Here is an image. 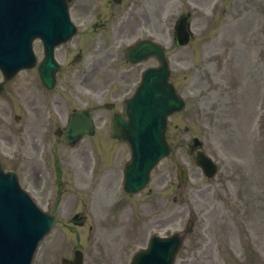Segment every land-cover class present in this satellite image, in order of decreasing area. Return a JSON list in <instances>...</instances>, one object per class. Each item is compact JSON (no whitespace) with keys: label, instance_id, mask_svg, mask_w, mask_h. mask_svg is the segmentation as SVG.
I'll use <instances>...</instances> for the list:
<instances>
[{"label":"rangeland","instance_id":"obj_1","mask_svg":"<svg viewBox=\"0 0 264 264\" xmlns=\"http://www.w3.org/2000/svg\"><path fill=\"white\" fill-rule=\"evenodd\" d=\"M195 1L206 7L218 2V0ZM231 5L232 2L227 4V10L230 14L232 10H236L237 26L224 30L223 35L231 46L234 35L233 48H236L237 56L231 54L224 66L208 65L207 69L204 67L206 54L212 48V45L208 44L209 39L212 40L221 34L216 30H209L208 38L194 39L189 47L179 49L173 47L170 27L173 26L178 13L185 12V5L174 0H143L145 11L138 14V17L133 16L132 26L124 27L118 40L121 44H127L138 33V27L146 24L148 33H151L149 37L153 36L167 46L174 81L180 87L184 86V91L198 103L191 105L186 115L174 118L172 125L178 124L182 130L188 126L194 135L202 138L205 128L209 124L214 126L215 121L217 129L221 130L218 136L220 141L217 144V150L221 155L243 153L238 156L243 159L245 174L232 172L227 176L231 192L238 197L239 194L242 196L237 200L240 203V216L231 221L229 216L225 218L220 216L223 213L221 205L215 211L212 210L209 216L204 217L200 228L194 232V238L187 236L176 264H237L231 253L240 260L238 264H264V245H259L264 236V147L256 150L250 148L232 150L237 139H240L242 144L248 142L247 127V133L252 132L253 140L258 137L255 132L264 129V91H261L264 83V0H248L243 6L240 3L232 5V9ZM195 19L197 27L205 26V18L197 16ZM221 20V16H216L213 25L216 26ZM224 21L221 22L222 25ZM231 21L234 24V20ZM216 46L220 48L219 44ZM255 54L262 63L257 60ZM155 65H157L155 60L143 63V71ZM97 67L103 70L101 63L96 65ZM140 70L141 68L137 67L135 75L130 80H134L136 75L139 77ZM91 77L92 74L86 83L89 88L92 87ZM61 79L69 99L66 106H69L70 101L76 97L73 89H76L77 82L72 81L79 80L78 73L67 70L62 72ZM228 91L233 93L228 94ZM31 95L32 93L28 95V100ZM7 98L6 96L4 101L0 102V114L4 116L10 113V117L14 119L15 114H20V107L24 103L16 94V90L10 94L8 100ZM9 100L13 101L9 104ZM18 104L20 107H17ZM224 107L228 111H225ZM56 108L58 112H63L60 104ZM257 117L259 119L256 123ZM225 120L227 123L220 122ZM13 125L18 129L23 123ZM38 126V123L33 125V130ZM2 132L1 130L0 134ZM7 136L0 135L3 138ZM27 137L30 139L32 132L27 133ZM19 151V154L28 158L34 154L31 148L23 144L19 146ZM173 152L172 156L153 172L149 187L142 194L131 198L125 197L122 193L123 177L120 175V169L128 157L124 150L120 151L117 163L120 168L111 166L115 171L111 170L113 175L115 174L114 180L104 174L102 181L99 180L100 188L96 194L89 191L88 197L84 195L85 184H80L83 178L85 180V174L77 171L76 174L79 176L75 179L68 177L75 192L70 194L64 210L58 214L50 235L40 244L34 264H61L62 258H71L77 248L87 251L86 264H129L132 256L141 247H146L152 236H166L183 231L189 219L190 204L196 194L191 191L188 197L187 187L178 190L176 174L178 164H184L188 168L189 162L186 149L183 152L180 150ZM17 153L18 151L14 154ZM242 165L236 162L232 167L242 172ZM19 168L23 185L32 191L42 208L53 210L52 200L61 195L60 191H56L57 174L53 163L50 162L46 166V180L44 178L39 180L32 175L34 167L30 164L24 162ZM49 194L54 198L52 199ZM84 200L87 204L83 202ZM212 207L213 204L210 202L209 208ZM196 208H199L200 213L206 208L203 197ZM83 212L87 218L81 215L82 219L79 222L84 224L80 226L73 224L76 222L74 216ZM218 218L224 224L223 227H218ZM92 236L99 242L94 243ZM246 239L255 246L257 252L254 254L253 251H248L249 257L246 256L243 245ZM219 243L226 249L224 253L226 261L221 254L209 251V248ZM91 250L92 253H89Z\"/></svg>","mask_w":264,"mask_h":264},{"label":"water","instance_id":"obj_2","mask_svg":"<svg viewBox=\"0 0 264 264\" xmlns=\"http://www.w3.org/2000/svg\"><path fill=\"white\" fill-rule=\"evenodd\" d=\"M150 48L152 49V52L155 55H157L163 62L162 68L159 70V72L163 73V75L160 76L163 78L156 76L147 77L146 81L143 84L144 87L143 97H145L151 89L156 88V92H154V94L149 97V99L151 98H155V99L151 103L150 102L147 103L146 109L143 110V120L141 119L139 114L140 105L138 103L140 100L137 99L136 102L134 101L133 103L130 104L132 107H135L136 105L137 106L134 108L132 112H129V121H123L117 119L115 122V127L118 128L117 134H115V136L119 137L120 139L128 140L133 148V156H134L132 162L133 166L130 171V177L128 183L130 186L131 185L133 186L134 190L142 188L147 181L146 177H148L149 169L148 171L145 168L142 169L140 160H142V154L144 153V151L148 150L149 147H152L153 143L156 142L153 139L152 130L157 127L156 123L158 124L161 123L164 126L161 135L164 136L165 117L167 113H169V110L172 111L171 107L174 104L177 105V107L181 106L180 101L179 102L176 101L177 98L175 96L173 88L168 85L167 80H168L169 72L167 69V63L163 59V53L161 51H158L157 48L154 47H150ZM156 117H160L161 119L160 120L156 119ZM159 128H161V126ZM163 139L164 138H161L162 141H164ZM159 152L160 154H162L163 149L160 148ZM153 164H151L150 167ZM18 201H19L18 211H20L19 212L20 217H22L23 214L27 212L28 208L31 209V214L32 212H35L33 208L27 206V203L23 199L20 198ZM30 209H28V211H30ZM21 225L23 229L26 228L23 224ZM172 244H173L172 240L171 241L155 240L153 242V245L151 246V250L145 253V256L151 255L153 251L158 250L162 246V249L158 251V259L156 260L157 262L156 264H170L171 260L173 259V256L175 255V253L179 248L178 245L174 248ZM151 257L152 256H149L148 259H150ZM150 264H154L153 261H151Z\"/></svg>","mask_w":264,"mask_h":264}]
</instances>
